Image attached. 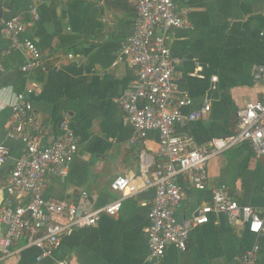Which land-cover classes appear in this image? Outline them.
I'll return each instance as SVG.
<instances>
[{"label":"crops","instance_id":"obj_1","mask_svg":"<svg viewBox=\"0 0 264 264\" xmlns=\"http://www.w3.org/2000/svg\"><path fill=\"white\" fill-rule=\"evenodd\" d=\"M188 10L192 30H174L169 43L176 59L177 92L194 102L185 113L211 104L203 119L182 126L174 133L205 149L214 139L232 136L238 128L237 113L248 102L264 104V78L254 73L264 67V0H174ZM39 8L40 21L28 25L23 38L42 53V65L30 75L21 72L28 53L15 49L2 33L3 22L15 16L30 22L31 8ZM135 0H0V91L7 103L0 111V144L10 151L0 169V190L7 185L14 163L26 153L14 133L10 103L15 95L31 90L28 99L45 127L42 144L60 135V124L70 118L79 138V151L67 178L45 181L47 198L83 201L87 208H102L121 195L111 189L120 177L140 171V152L146 150L152 171L162 162L159 134L150 131L146 145H133L135 130L119 105V99L135 82L136 68L117 63L120 43L129 37L136 21ZM72 54L75 60L68 55ZM217 77V82L212 79ZM208 186L194 187L192 177L180 178L185 193L175 210L179 222L192 218L211 202L214 191L225 186L243 206L264 212V158L257 159L249 143L223 153L208 165ZM6 195L0 196V205ZM154 190L127 198L118 216L103 215L96 226L77 229L50 258L37 262V249H28L0 264H155L150 258L148 229ZM0 223V236L6 233ZM260 246L264 264V232L250 233L246 225L233 224L225 215L212 214L210 222L193 230L186 251L167 250L163 264H239L254 245Z\"/></svg>","mask_w":264,"mask_h":264},{"label":"built area","instance_id":"obj_2","mask_svg":"<svg viewBox=\"0 0 264 264\" xmlns=\"http://www.w3.org/2000/svg\"><path fill=\"white\" fill-rule=\"evenodd\" d=\"M46 0H37L43 3ZM136 21L133 33L121 41L117 63L129 62L136 68L135 82L119 99L121 109L135 130L133 145H146L147 134H159V156L162 159L152 171L146 150L140 152V171L116 178L111 189L121 197L102 208L88 209V196L80 203L47 198L45 181L52 177L65 179L71 162L79 151V138L70 118L60 124L61 133L47 144H42L45 127L37 119L33 104L28 99L31 90L15 95L9 104L13 114L14 133L26 146L25 155L17 160L10 172L7 185L0 190L6 195L0 205V223L7 228L0 236V263L18 256L28 249H37V262L50 258L65 237L77 229L97 225L103 215L118 216L124 201L140 192L154 190L150 206L148 245L150 258L163 264L167 250L175 247L186 251L193 230L210 222L212 214L225 215L233 224L246 225L250 233L264 232V212L239 204L225 186L217 188L211 202L200 207L195 215L183 222L175 216L185 193L180 178L191 176L194 187L204 191L208 186V165L223 153L249 143L257 159L264 158V104L248 102L239 110L237 131L230 137L214 139L209 148H195L189 140L174 133L176 124L186 125L205 118L211 112L207 102L197 111L185 113L194 102L186 94L177 92L174 81L176 59L169 43L174 30H192L188 10H179L174 0H135ZM40 21L38 5L31 8L30 22L21 16L3 22L4 38L15 48H23L28 56L21 72L30 75L42 65V53L29 39L23 38L28 25ZM71 60L74 55L69 54ZM3 69L0 67V76ZM256 81L264 78V67L254 73ZM217 77L212 79L217 82ZM0 111L7 106L1 98ZM10 159V151L0 144V169ZM260 246L254 245L239 264L259 262ZM56 264H71L60 260Z\"/></svg>","mask_w":264,"mask_h":264}]
</instances>
